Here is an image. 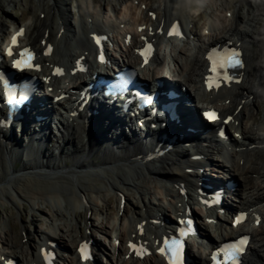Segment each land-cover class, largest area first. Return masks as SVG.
Instances as JSON below:
<instances>
[{
  "label": "bare ground",
  "instance_id": "obj_1",
  "mask_svg": "<svg viewBox=\"0 0 264 264\" xmlns=\"http://www.w3.org/2000/svg\"><path fill=\"white\" fill-rule=\"evenodd\" d=\"M121 1L123 4L119 8L117 7L119 0L116 1L117 3H111L114 14L110 18L108 15L104 16L100 8L93 7L91 1L78 4L76 10H73L74 16L68 15L72 13V10L65 0H36L34 9L32 5H29L24 10L26 15L31 10L36 9L37 12V16L26 25L25 42L33 47H39V50H42L43 42L53 44V53L49 57L42 58V72L49 77L45 87L52 86L51 94L58 95L62 91L68 92L69 89L68 86H58V79L51 74L52 64L69 63L68 68H72L71 58L85 53L90 64L93 63L91 59L95 50L88 38L89 32H100L104 28H109V35L120 47V56L123 57L124 62L134 64L137 60L134 54L136 39H133L128 46H125L122 40L127 28L135 29L136 26L147 23L155 30L159 25H168L173 19L179 18L186 23L188 18L186 9L190 2L188 3L187 0H175L171 6H169L170 2L166 3V0H157V4H153L155 1L152 5L146 4L145 9L141 8V5L146 3L145 0H140L139 4L136 0H130L129 3L127 0ZM14 2L15 0H0V31L3 33L6 32V20H11L14 26L18 25V20H12L7 10V6ZM205 2L211 8L216 5L221 7V11L224 7L218 0ZM251 6L252 11L258 12L262 9L259 4ZM249 8L242 16L246 18L244 20L240 19V12L236 9L232 10L229 17L226 16L225 10L223 17L212 18L215 21L209 26L207 39H201L197 31H193L196 43L187 47L190 48L186 49L185 56L178 55L182 49L171 52L175 68L181 67L177 70L180 85L186 86L190 97L202 104L218 107L224 113L233 112L230 113L233 115V126H237L241 134V142H232L234 149L222 155L223 146L219 145L212 135L209 141L205 140V144H202L204 141L202 140L191 146L192 152L188 151L189 148L177 147L178 144H175L172 148L177 147L176 149L148 158V152L152 151L158 141L154 142L150 139L146 129L134 131L130 135L120 132L117 134L114 128L118 126V123L113 122L112 125L106 119L107 117L103 116L100 121L102 130L98 129L95 133L92 130V119L87 121L84 113L75 114L73 100L70 97L58 104L46 101L44 104L46 110L51 107L56 109V106L67 108L63 114L58 110L51 111L59 118L60 132L58 136L54 135L56 143L52 138L50 141L52 144L43 145L34 136L41 131V123H35L36 127L29 121L20 130L18 127L13 134L10 129L0 126V204L9 202L18 205L27 201L31 208H34L43 203L48 205L52 203L53 214L60 216L63 210L68 208L70 217L73 215L83 219V225L86 226V220L89 218L86 217V213L90 208L100 203L103 205L108 197H111L117 201L118 210L120 200L125 198V194L136 193L137 204L135 207L132 205L134 210L130 215L125 213L127 207L124 202L118 228H116L117 224L112 225L113 222L108 223L110 228L103 226L99 228L101 232L112 233L119 239L117 246L112 245V251L95 241V247L104 249L107 254L105 262L101 261V264H162L156 254L145 258L141 263L133 259L131 255L126 258L128 253L126 239L130 237L153 241L154 237L164 234L165 229L174 223L173 219L170 217L166 219L163 215L162 220L154 224L158 214L169 211L177 215L184 209L186 203L193 204L196 201L197 186L194 182L203 176L198 168L206 167V165L192 159L193 153L205 154L208 165H213L221 172L219 176L233 174L238 179L239 189L236 197L243 209L264 203V121L258 123L260 119L256 114L249 118L256 126L249 125L246 121L251 108L256 107L257 100L264 91V64L262 63L264 60H261L264 41L255 36V31L252 30L258 21ZM148 11L157 13L154 21L148 16ZM40 14H43V17H40ZM249 24L252 27L250 29L246 28ZM243 25L246 27L244 28ZM152 37L157 40L162 39L163 34L155 33ZM232 38L243 39L246 45L244 47L246 67L241 73L242 82L239 85L222 88L215 93H207L201 87V77L205 67L203 56L207 45ZM162 60L160 52L157 51L149 67L142 69L143 74L149 77L153 70L154 77L161 76V71L150 66L160 64ZM73 78L77 81L82 76L79 74L69 76L70 80ZM98 117L95 118V124ZM19 138L21 139L18 142ZM148 143L149 148H147ZM164 146L165 143L162 144V147ZM251 146L254 147L251 148ZM63 148L66 150L63 151ZM211 148H216L218 154L212 156ZM93 156H96V159L90 160ZM194 167L197 170H193L192 174L188 173V168ZM181 183L184 185L181 186ZM149 187L155 189V192L151 193L149 190L148 192L146 189ZM184 189L187 190L186 193H183ZM63 202H65V208L61 206ZM97 210L100 208L97 207ZM216 219H218L219 231L234 232L229 225L224 226L227 223L225 215H216ZM6 223L4 222L5 225ZM261 223L264 225L263 218ZM261 223L258 226L252 223L249 226L253 246L249 248V258H245L243 264H264V226H261ZM74 224H76L75 227L74 225L64 226L63 233H60L59 225L46 229L47 231L37 235L39 240L36 244L34 239L30 240L27 237L24 242L26 247L23 246L24 244L13 242L14 237L11 233L4 232L0 238L2 248L0 257L15 255L19 264H36L39 261L38 248L44 242L56 239L59 248L64 251L59 256L63 264H80L75 255V249H71L70 244L90 238V235L80 230L76 231L75 228L81 224L80 220H76ZM93 224L89 222V225L96 228L97 225ZM201 225L206 238L211 243L217 242L216 237L209 232V229L213 228L212 224H207L203 220ZM138 226L145 228L141 236L137 234ZM9 232H11L10 229ZM204 250L205 248L199 252V259L202 258L201 254ZM94 262L97 263L96 259Z\"/></svg>",
  "mask_w": 264,
  "mask_h": 264
},
{
  "label": "rangeland",
  "instance_id": "obj_2",
  "mask_svg": "<svg viewBox=\"0 0 264 264\" xmlns=\"http://www.w3.org/2000/svg\"><path fill=\"white\" fill-rule=\"evenodd\" d=\"M87 1H91L95 4H100L102 5L107 4L108 2H116L117 0H65L66 4H68V6L70 5V3H72L73 7H76V5H78L77 3H81L84 4ZM126 2V0H124ZM130 0H127V3H129ZM140 1V0H139ZM146 3L148 5H152L153 4H157V0H145ZM189 3V7L187 8L186 6V13L188 16V25L189 27H191V25L193 24V29L197 31L198 35L200 34V36H202V38H206V35L204 34V30H203V26L207 23L210 22L212 20V18H216L217 17H223V15H225L223 12L226 10V12L228 11H232L234 9H236V11L240 12V19L244 20L246 19L245 17L242 18V16H244L247 12V9L249 8V10L252 11L251 9V5L253 4H259L262 6L261 11H252V13L257 17V24L255 28H252L251 25L249 24L247 27L244 26V28H252L253 31H255V36L259 37L262 41H264V0H218V2H221L223 4L224 7H222V11L220 10L219 6L217 7H209L207 3H200V0H187ZM206 1V0H205ZM32 2V3H31ZM168 2H170L169 6H171V3L174 4L175 0H172V2L169 0H166V3L168 4ZM256 2V3H255ZM36 0H15L14 3L9 4L7 6V10L9 12V14L12 16V20H18V23L20 22H30L33 20L34 17L37 16V12L36 9L35 10H31L29 13H25L24 10L27 9V7L29 5L33 6V9L36 7ZM117 3V2H116ZM123 3V1L119 0L118 5L121 6ZM71 7V6H69ZM219 8V9H218ZM215 12V13H214ZM257 12V13H256ZM23 13V14H22ZM33 14V16H32ZM258 14V15H256ZM40 17H42V15H40ZM32 19V20H31ZM7 21V25H6V31H8L12 26V21L11 20H6ZM243 28V27H242ZM249 28V29H250ZM260 45V44H259ZM264 44L262 45L263 48ZM169 50H173V51H181V53H178L179 56L183 57L184 53L186 51L187 45L184 43L182 45H178L175 43H170V45L167 46ZM168 51V50H167ZM262 57L261 60H264V48L262 49ZM264 64V62H262ZM69 65V63H67ZM65 64V65H67ZM253 75V74H252ZM252 77V76H251ZM260 92V91H259ZM260 99V100H259ZM253 110V111H252ZM251 113V114H250ZM249 115L247 116L248 118H246V121L248 122L249 125H252L253 122L250 118L251 115L256 114L257 118L260 119L259 121H264L263 115H264V91L262 92V94L259 96L258 100H257V105L254 108H251ZM253 125L256 126V124L254 123ZM47 144H49V141L47 142ZM52 144V143H50ZM79 146V145H78ZM65 147V146H64ZM66 150V148H63ZM96 156H93L90 160H95ZM149 187L148 189H146L147 191L149 190L151 193H153V191L155 189ZM148 191V192H149ZM260 192H262V190H259ZM155 192V191H154ZM137 194L136 193H127L125 194V204L127 209L125 210V213L128 215H130V213L134 210L132 205L137 204ZM136 202V203H134ZM65 202L62 203V208H65L64 205ZM120 205V203H119ZM52 203L45 204L43 203L42 205L39 206H35L34 208H31V205L29 202L27 201H23L22 203H18L17 204H11L9 202H5L0 204V238L3 236L4 232L5 233H11V235L14 237L13 242H18L20 244H24L23 246L26 247V244L24 242H26V239L28 237V239H34L35 244L36 241L39 240L38 236L39 233L43 232V231H47L49 229L52 228V226L55 225H59L60 227V233H63V227L64 226H71L74 225V227L76 226V224H74L76 222V220H80L81 224L79 227H76V231L79 232V230L81 232H85L86 228L90 227V237L92 236V238L98 242V244L104 246V248L108 249L109 251L112 248V241H111V237H112V233H104L101 232V230L99 229L100 227H108V223L109 222H113V224H117L116 228H118L119 225V217H120V213L121 210L120 208L117 210V201H115L114 199H112L111 197H108L106 203H104L103 205L100 203L98 205H96V207L94 208H90L88 210V213H86V217H89L88 220H86V226L83 225L84 220L77 218V216H73L70 217V210L68 208H66V210L64 209L62 212V215L60 216H56L55 214H53L54 211L53 207H52ZM259 205H257L258 207ZM97 207L100 208V210H97ZM122 208V207H121ZM129 208V209H128ZM262 208L264 209V205H262ZM94 209V210H93ZM132 209V210H131ZM69 211V212H67ZM123 215V214H122ZM170 215V214H169ZM264 219V217H262ZM73 219V220H72ZM97 220V221H96ZM74 221V222H73ZM4 222L6 223V225L4 224ZM10 224H9V223ZM89 222H92L93 225H97L96 228L95 226H91L89 225ZM3 223V224H2ZM106 225V226H105ZM9 229L11 230V232H9ZM47 229V230H46ZM93 232V233H92ZM21 236V237H20ZM100 237L101 240H99ZM68 238V237H67ZM100 241V242H99ZM76 243V242H75ZM75 243L70 244L71 245V249H74L75 247ZM105 244V245H104ZM36 246V245H35ZM100 250L104 251V249L99 248ZM2 250V248H1ZM112 251V250H111ZM106 252H102L101 254V258L98 257L97 262L99 264H101V261L105 262L106 260ZM97 259V257H96Z\"/></svg>",
  "mask_w": 264,
  "mask_h": 264
},
{
  "label": "snow or ice",
  "instance_id": "obj_3",
  "mask_svg": "<svg viewBox=\"0 0 264 264\" xmlns=\"http://www.w3.org/2000/svg\"><path fill=\"white\" fill-rule=\"evenodd\" d=\"M179 26L175 23L171 25V27L168 29V35H180V32L178 31ZM141 31L143 28L140 29ZM23 29H21L19 32L13 35L12 37V46H14L17 43V37L19 35L23 34ZM94 39L96 40L97 44H100L101 39L98 36H94ZM9 55H12V47L10 46L7 50ZM50 51V48L46 50L45 54ZM140 54L144 57L145 62L148 61V58L152 52V46L149 43H146L143 49L138 50ZM240 53L236 50H225L224 53L220 54V59L216 60L213 58V56L210 54L208 59L212 61V67H211V72L212 73H221V76H217L215 79L212 77H209L206 80V86L208 88L212 87H219L220 84L217 82L219 79H223L225 81L231 80L232 77L228 74L227 70L230 68H236V67H243V63L241 61ZM102 59V57H101ZM33 60V54L28 48H24L21 50L19 53V58L13 60V66L18 69L23 71L24 69H29L32 67L38 68L39 65H34L32 63ZM60 69H56L57 74H60ZM0 79H3L2 74H0ZM207 118L212 119L214 118L211 113H206L205 114ZM246 217L245 213H238L237 216L234 218L233 223L234 225H239L244 218ZM178 223L184 224L187 223L188 225H191V220L188 221H179ZM257 223H259V220L257 219ZM139 227V226H138ZM183 232V228H178L177 229V234ZM248 240L247 236L241 237L238 241H236L233 244L225 245L224 249L221 251L224 252V255L226 257H235L236 253H242L244 251V246L246 245ZM119 243V242H117ZM165 247L160 249L161 252H164L168 254V240L166 239L164 241ZM128 248L134 252L137 256H142L144 253V249L141 245H137L132 241H129L128 243ZM228 249H231V251H227ZM42 254L45 257V260L47 261L49 259V254L47 253L46 250H41ZM79 253L81 254V259L83 260H88L91 257V252L88 244L86 242H83L80 244ZM181 251H182V244L181 241L177 238L172 239V246H171V251L169 255V264H182L181 260ZM213 260H216V255L213 254Z\"/></svg>",
  "mask_w": 264,
  "mask_h": 264
}]
</instances>
